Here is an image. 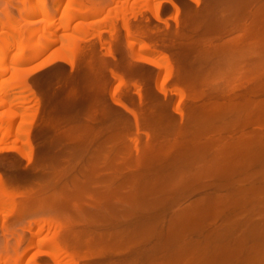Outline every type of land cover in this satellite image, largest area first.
<instances>
[{"label":"rangeland","instance_id":"rangeland-1","mask_svg":"<svg viewBox=\"0 0 264 264\" xmlns=\"http://www.w3.org/2000/svg\"><path fill=\"white\" fill-rule=\"evenodd\" d=\"M42 1L0 0V18L2 17L0 20H6L3 18L7 13L6 16H10L8 19L12 22V16L16 14L17 17L14 18L21 21L19 26H16L21 27L22 30L18 31H22L21 34H24L25 37L26 30L23 28H26L27 23L22 22L21 17L18 18L19 14L16 13V10H23L26 5L27 8L42 4ZM51 1L44 0V5L49 12L52 9L55 12L49 13L47 18L40 14L33 17L31 20L42 25L34 23L30 26L32 29L28 31L29 24H27V31L30 33L31 30H37L34 36H31L29 42L31 47H34L32 44H36L35 48L40 49V45L47 42L52 43H47L50 46L41 57L36 58L37 60H33L24 68L22 67L21 71L16 72L17 75L13 73L7 76V79L10 80L12 78L14 80L22 79L23 73L29 71L27 69L41 64L49 55H61L66 59V62L58 60V62L38 70L37 73L31 74V77L29 76V84L33 86L36 97L30 101L31 103L28 102L24 106L27 109L26 116L15 118L14 126H22L18 130L19 135L10 136L8 143L4 142L3 137L0 138V150H2L0 152V180L2 183L0 184H3V189L0 188V250L14 253L17 247L21 246L28 251L25 255L26 263H31L30 260L33 259L36 264H55L50 254L38 252L37 248L32 246L33 240L39 241L38 237H32V231L39 228L38 222L52 218L54 219L53 226L50 225L52 229L50 230V226L48 229L46 225V230H44L45 226L42 229L44 233L41 230V234H39L41 237L49 239L58 236L66 238L74 253V258L76 257L80 264H172L174 261L172 254L177 253L176 255H178V252H183L184 250L180 251V249L186 245H192V251L200 249L202 241L217 230L216 226L222 225L224 218L206 220L196 233L194 230L188 231L190 233H185L186 235L183 234L186 237H182L184 240L182 242L180 240V243L178 240L168 242L167 244L170 245L165 248L166 254L162 253L153 261L149 259V252L158 245L156 240L147 243L145 239V241L142 239L143 244L139 242L140 240L138 243L137 240H131L133 237L134 239L139 237V235H133L130 238L131 231L133 230L134 234L136 232L134 228L139 227L137 231L145 229L147 227L145 218L151 217L156 212L147 211L149 213L145 212L147 214L144 215L141 211L145 206L141 205L144 201L141 199L142 197L138 198L142 201H137L139 207L129 205L133 203L131 201H128L129 203L125 202L126 200L119 202L123 196L126 199L128 192L134 191V189L132 191L134 186L131 181L133 172L130 173L128 170L131 168L130 157L135 153L136 139L139 140L138 143L143 150L144 145L150 142L145 132H153L154 129L163 127L164 124L157 123L156 126L148 127L142 122L139 130L134 117L128 111L115 105L114 98L111 96L112 92H116L115 100L121 101L135 113L138 112L137 115L142 118V121L143 117L147 118L152 114L150 112L152 108L156 115L159 113L160 116L169 115L172 118L181 119L174 111L175 105L181 102V107L184 106L182 109L185 110L186 106L189 107L194 103L190 97H198L196 95L200 93L205 95V99L208 97L206 100L202 98L199 101L201 103L208 102L209 97H214L215 94L218 97H214L213 100L219 99L218 101L225 103L228 101L226 99L228 98L227 92L234 89V97L240 101L242 93L248 94L264 80V0H171L174 5L166 0ZM69 7L71 10L68 9ZM77 8L90 10L94 14L83 15V17L81 15H79L80 17L74 16ZM109 8L113 10V13ZM67 18H71L72 21H68ZM100 20L102 23L96 24ZM62 22L64 23L62 24ZM65 23L67 26L64 25ZM12 24L15 27V23L12 22ZM48 24L53 26L49 27ZM217 25L224 27L223 30ZM56 29L58 30L56 31ZM217 29L219 31H216ZM8 31L10 33L8 34L13 37L19 35L24 38L23 35H17L18 32L15 33L10 29ZM8 34L0 38L6 39L1 40L0 44L12 37ZM33 38L36 42H33ZM77 39L79 40L76 41ZM139 45L149 46L150 50L140 51ZM136 53L158 58V62L163 68L161 67L160 70L148 63L135 61ZM69 63L73 64V68ZM214 71L217 73L214 74ZM198 72L204 73L208 79L205 80L206 77L203 75L199 77L200 79L197 77L200 81L194 79L193 74L196 73L199 76ZM196 85H198L197 88L194 87ZM192 86L194 88H190ZM216 86L219 89H216ZM162 91L165 94H161ZM200 91H206V93ZM137 93L141 94V98ZM233 94L230 95V98ZM220 95L224 96L223 100ZM237 95H240L239 98ZM8 98L13 99V97ZM253 98L254 102L264 101V95L252 96ZM11 101L14 102V100ZM20 101L17 103H21ZM10 107H0V114H8L9 110L16 109ZM6 116L4 117L6 118ZM4 124H0V135L2 136L6 131L5 127L7 129ZM258 130V127L256 129L241 128L234 131L235 134L227 135L225 132L223 137L226 136L225 138L232 141L240 133L261 132ZM28 132L33 150L25 145V135ZM217 135L212 134L207 137L212 139L215 136L216 139H219L221 135ZM14 146L22 148L21 152L24 153L10 151ZM120 149L121 153L126 152L123 153L125 155H119ZM41 153L44 154L41 155ZM43 156L45 160L41 159ZM117 160H123L119 167L126 172L114 168L119 165ZM169 163L171 165V160ZM169 163L167 164L169 165ZM150 165H152L150 173H158L157 168L160 163L155 160ZM111 166L115 172L108 168ZM91 170L94 171L91 173ZM255 172H259L258 167H255ZM259 179L262 180V177L256 175L255 181H260ZM212 180L213 183L216 182L215 179H210L211 182H207L208 185L212 184ZM122 183L126 185L124 188L127 190L121 188L124 190H120L119 198L113 199L111 195L114 193L111 192L115 191L116 185L118 186L116 189H120ZM112 189L114 190L112 191ZM208 191L213 192L214 190L212 191L210 188L194 193L189 198L181 200V203L173 205V208H168L169 211L165 212L168 214L159 224L157 230L165 231L169 218L180 213L181 208L187 206L186 204L191 203L192 200L195 201L205 196L206 193H209ZM159 195H154V198L160 199ZM263 195L258 201L259 209L264 207ZM152 198L150 201L154 200ZM113 200L118 202L115 203ZM124 202L130 207H127ZM251 207L247 206L244 211L252 210ZM102 209H106V211L104 210L105 214L102 213ZM133 209L137 211L136 217H133ZM256 210L258 211V209ZM250 213L247 214L252 215ZM256 214L257 212L253 215ZM121 216H125L124 219ZM245 220L246 218L242 219V221ZM137 221L144 225L141 226ZM133 222L138 225L134 227L135 223ZM57 223L59 225L55 229ZM61 223L62 228L59 227ZM124 230L129 231L128 234ZM112 235L115 236L112 237ZM119 237L129 240V242L124 240L122 243V241L120 242L122 239ZM102 238L104 239L101 240ZM172 243L175 245L173 244V246ZM137 244L141 246L139 247ZM167 244L165 247L168 246ZM176 249L179 250L172 253V250L176 251ZM188 254L192 257L186 258L187 255L184 254L186 255L185 259L182 258L184 264L191 263L188 262L191 258L194 260L193 252ZM176 255L175 259L180 256ZM179 258L181 261V257ZM207 258L204 256L201 259ZM237 260L239 259H231L230 263L238 264ZM259 261L260 264H264V259Z\"/></svg>","mask_w":264,"mask_h":264},{"label":"bare ground","instance_id":"bare-ground-1","mask_svg":"<svg viewBox=\"0 0 264 264\" xmlns=\"http://www.w3.org/2000/svg\"><path fill=\"white\" fill-rule=\"evenodd\" d=\"M52 1H55V0H52ZM166 1L171 3L172 5H174L171 0H166ZM193 1H195V0H193ZM42 2H43L42 4L39 3L38 5H35L33 7L28 6L27 8H26L27 5L25 4L26 6H25V8L23 7L24 8L23 10H16L17 12L15 11L16 13L19 14L18 18L21 17V19L23 20L22 22H26L27 24H29V30L27 29V24L25 25L26 28H23V30H26V33L28 31H30V29H32V28H30V26H32L35 23V21L31 20L33 17L38 16L39 14L46 17L49 15V13L55 12V10L53 11V9L50 10V12H49V10H47L45 5H44L45 4L44 0ZM57 4H58V2H57ZM81 6H83V4H81ZM71 7L73 9V6H71ZM68 9L71 10L70 7ZM109 9L112 10L111 8H109ZM75 12H73V13H75L74 16L81 15V17H83V15L87 16V15H90L92 13L94 14V12H92L90 10H87V9L82 10L80 8H77L75 10ZM99 13H102V12H99ZM112 13H113V10H112ZM6 14L7 13H5L4 18H3L6 20H4V21L0 20V38H3L4 35H7L9 33V31L7 32V30H9V29L15 33L18 32L17 35L20 34V35H23V37H24V34H21L22 31L21 32L18 31V30H22V29H21V27H18L19 26L18 24L21 21H18V20H16V18H14V17H17V15L15 14V16H12L13 17L12 19L14 20V21L12 20V22L15 23V27H13L14 24H12L10 19H8V18H10V16L7 17L8 15L6 16ZM108 15H109V13H108ZM5 16H6V18H5ZM66 16L69 17V15H66ZM95 16H97V15H95ZM70 17H71V15H70ZM62 21H64V20H62ZM68 21H72L71 18L68 19ZM16 22H18V23L16 24ZM100 22L102 23V20L98 21L97 23L96 22H94V23L98 24ZM63 23L64 22H62V24ZM68 23L71 24V22H68ZM229 23L231 25V22H229ZM35 24H40V23L36 22ZM66 24L67 23H65L64 25H66ZM16 25H18V26H16ZM40 25H42V24H40ZM44 25H46V24H44ZM48 25H49V27L53 26L50 24H48ZM25 26H23V27H25ZM69 26H71V25H69ZM16 27H18V28H16ZM218 27H221V26H218ZM223 28L224 27H221L222 30H223ZM58 29H56V31ZM222 30H220V31H222ZM35 31L37 32V30H35ZM35 31L31 30L30 33L29 32L27 34L25 33L24 38H22V36L19 37V35L17 37H13V35H9L10 34L9 33L8 35L12 36V37L9 38L7 41H5L3 44H0V46L2 45V47H0V107H4V106L10 107V105L14 104L11 107L16 108L14 110L11 109V111L9 110V112H7L8 114L4 113L5 114L4 115L2 113L3 116H2V114H0V116H1L0 122L3 121L0 124L5 123L6 125L5 124L4 125L7 126V129L5 127L6 131L4 132V135L3 136L0 135V138L3 137L4 142H6V143H8V141L10 140V136L19 135L18 130L22 126L21 127L14 126L15 118L26 116L27 109L24 106L28 102L31 103L30 101H32L36 97L35 96L36 93L33 89V86H31V84H29V78L31 77L30 75L35 73V72L37 73L38 70H41L44 67L46 68V66H50V64H53L56 61L58 62V60L66 62V59L64 57H61V55L60 56L59 55H57V56L49 55L41 64H39V65L37 64L38 66L37 65L32 66L33 67L32 69H27L29 71H27L26 73L25 72L23 73L24 77L22 79H19V80H17V79L14 80L13 78H12V80L7 79V76H9L10 74L16 73L17 71H21L22 67L24 68V66H26L29 63H32V61L35 60L36 58L41 57L43 52H45L47 50V47L50 46V45H47V43H49V44L52 43V42H47L45 44L42 43L43 45L39 46L40 49L35 48L37 46L36 44H32V46H34V47H31L29 42H30L31 36L32 35L34 36ZM216 31H219V29H217ZM26 35H28V36H26ZM15 36H16V34H15ZM43 38H44V36H43ZM34 39L35 38H33V40ZM82 39H83V37H82ZM1 40L4 41L6 39H4V40L0 39V42H2ZM78 40L79 39H77L76 41H78ZM53 41H55V40H53ZM33 42H36V41L34 40ZM45 47H46V49H44ZM139 50L144 52L145 50H150V48H149V46H146V45H139ZM134 60L138 61L139 63H141V62H143V63L145 62V64L148 63L149 65L154 66L158 69L160 68V70L162 67V65L158 62V58H156V57L151 58L149 56L142 55V53H136L134 55ZM70 65L72 66L73 64H70ZM72 68H73V66H72ZM214 69H216V68L214 67ZM216 71H217V69H216ZM216 71H214V74L217 73ZM168 72H171V71H168ZM218 72H220V71H218ZM178 73L181 74V72H178ZM198 73H200V72H198ZM17 74L18 73H16V75ZM19 74L22 75L21 73H19ZM193 75L196 77V78L194 77V79H196V80L201 75L206 77L204 75V73L203 74L200 73L199 76L196 75V73H194ZM209 76H211V75H209ZM207 77L205 80L208 79ZM195 83H198V82H195ZM205 83H206V81H205ZM260 83L261 84H258L259 86L257 85L258 87L255 86V88H253L251 91H250V89H248L250 91L248 94L245 95L244 93H242L241 96L239 95L242 98V99L240 98L241 99L240 101H237L236 98L234 97V94H233L235 92L234 89L232 91H230L229 93L227 92L228 98H226L227 96L225 98L228 99V101H225V103H223L222 101H218L219 99H216L217 101L213 100L214 97H216V96L218 97V95H216V94L214 95V97H209V99H208L209 101L204 102V103H201L199 101L202 98L205 99V95H203L201 93L200 94L197 93L198 95H196V96H198V97H195V96L190 97L191 96L190 95L189 97H190V99L194 100V103L190 104L189 107L186 106L185 110L187 112V109H188L187 113L185 112L184 109H182L184 106L181 107V102L178 103V105H175V107H174V111H175L176 115L181 117V119L172 118L169 115H164V114H161L164 116H160L159 113L156 115L155 114L156 112H154V108H152L151 109L152 111H150V112H152V114L150 113L151 115L147 118L143 117L144 120L142 121L141 120L142 118H140L137 115L138 112L135 113V111H132V109L130 110V108L127 105H125L124 103H122L121 101L115 100V97H117V96H115L116 92L115 93L112 92L111 96H113V98H114L113 102L115 103V105L118 106L119 108H122V109L128 111L134 117L136 125L138 126L139 130L141 129L142 122H144L145 123L144 125H146L148 127L155 125L157 123L158 124H161V123L164 124L163 127L154 129L153 132H148V131L145 132L148 139L150 140V142L147 143L146 145H144L145 147L143 150H142V148H140V145L138 143L139 140L138 139L135 140V147H134L135 153L132 157H130L131 160L129 163H130L131 168L128 169L130 173L133 172L132 173L133 175L131 176L132 177L131 181H132L133 186H134L132 188V191H133V189H134V191L133 192L127 191L128 194L126 195V199L124 196L122 199H119L120 200L119 202L125 201V200H126L125 202H128V201L133 202V203L129 204L132 206H137L139 204V202L142 201L141 199H143L145 202L142 201L143 204L141 203V205H143V206L145 205L146 208L144 206V208L142 207V209L143 210L146 209V210H144V211L141 210V211L144 213V215L149 213L152 210H153L152 212H154V211L156 212L154 215H151V217H148L147 219L144 217L146 223L144 222V220H143V222L146 224L145 226H147L145 229L142 227L143 229H141V231L140 230L137 231V229L139 227L134 228V229H136V232L133 234L132 233L133 230H132L130 233L132 235L129 234L130 238L133 237V235H139V237H138L139 239L138 238L134 239V237L131 239L134 241L137 240L136 241L137 243H138V240H140L139 242L141 244H143L142 242L144 239L146 240V241L145 240L144 241L147 243L148 242L152 243V241H154V240L157 241L156 244L158 243V245L156 247L151 246L152 248L153 247L154 248L149 252V259H152V261H153V259L162 255V253L165 252V254H166L165 248H168L170 245V244H167L168 242H176L177 240H178V242L180 240L182 242L184 240L182 237H186L185 233L188 234L194 230H195L194 232L196 233V231H199V227H201L206 220H208V219L214 220V219H217L218 217H220V218L223 217L224 222L222 223V225L220 227L216 226V227H218L217 230L213 231L210 234V236H208L205 239L203 238L204 241H202L203 244L201 247H199L200 249H196V250L192 251L191 250V249H193V248H191L192 245H186L185 246L186 248L181 247L180 251L181 250L182 251L184 250V251L178 252V255H176L177 253H174V252H177L179 249H176V251L172 250V253H174V255L173 254L171 255L174 258V261L172 262V264H184L183 261H184L186 255H187L186 258L192 257L191 255L189 256V254H188L190 252H193L192 255H193V257L194 256L195 257H194V260H192V258H191V260L188 261L191 263H188V264H232V263H230L231 259H239V260H237L238 264H260L259 260L264 259V210H263L264 207H262V209H259L260 206L259 207L257 206L259 204L258 201H260V196H262L264 194V130H263L264 129V101L263 102H254L255 101L254 98L252 99V96L264 95V80L261 81ZM255 84H257V83H255ZM197 86L198 85H196L194 87L197 88ZM194 87L192 86L190 88H194ZM216 87H217L216 89H219L218 86H216ZM246 89H247V87H246ZM158 90H160V89H158ZM164 91H166V90H164ZM164 91H162L161 94H165ZM214 91H216V90H214ZM214 91H212V92H214ZM200 92H203V91H200ZM217 92H219V91H217ZM203 93H206V91ZM225 93H223V94L226 95ZM218 94H220V93H218ZM231 94H233L232 98H230ZM138 95L141 98V94L139 93ZM201 95H202V97H201ZM243 95H245V96H243ZM239 96L237 98H239ZM8 97H13V99L12 98L9 99ZM221 97H222L221 100H223L224 96H221ZM11 100H14V102H12ZM19 101L21 103H17ZM164 104H166V103H164ZM165 106H167V105H165ZM16 110H19V111H16ZM162 111L164 112V110H162ZM6 115H8V116H6ZM4 116H6V118ZM248 127H252L254 129H256V127H258V129L261 132H256V131L251 132V133L250 132L249 133L243 132V133H240L241 135L240 134H239V136L237 135L236 138L233 137L235 140H232V141H230L229 138H225L226 136L223 137V134L225 132H226L225 134H227V135L228 134H235L236 132H234V131L240 130L241 128H248ZM212 134H218V135L220 134L221 137L219 139H216L214 136V137H212V139H208L207 136L212 135ZM171 137H172V139H171ZM29 138H30V136H29V132H28L25 135V141H26L25 145H27L28 148L30 147L31 150H33V146L31 144V141ZM1 151L2 150H0V152ZM3 151H5V150L3 149ZM6 151H9V150H6ZM10 151H16L20 154L24 153V152H21L22 148H18L17 146L16 147L14 146ZM121 151L122 150L120 149L119 155L120 154L125 155L123 153H126V152L123 151V153H121ZM47 152H48V150H47ZM42 154H44V153H41V155ZM114 154H116V153H114ZM100 155H102L101 152H100ZM39 157H41V156H39ZM43 158H44V156L41 159L45 160ZM29 159H30V157H29ZM116 159H117V157H116ZM155 160H157L160 163V165L157 168L158 173L153 174V173H150L151 172L150 167H152V165H150V163L155 161ZM170 160H171V165L169 163ZM38 161L40 162V160H38ZM118 162H119V165H118ZM118 162H117L118 167L114 166V168H116L117 170L119 168L120 169L119 171L126 172L125 170L120 168L121 167L120 163H123V160L118 161ZM167 163H169V165ZM155 165H156V163H155ZM255 167L259 168L260 173L255 172ZM108 168H111L112 171L114 170V168H112V166L108 167ZM44 169H46V168H44ZM94 170H91V173ZM152 170H154V169H152ZM256 170H258V169H256ZM96 171H98V170L96 169ZM113 172H115V171H113ZM44 173H46V172H44ZM122 175H124V174H122ZM256 175L261 176L262 180L259 179L260 181H255ZM237 177H238V180H236ZM210 179H215L216 182L213 183V180H212V184L208 185L207 182H209ZM104 180H105V178H104ZM124 182L127 185V183H126L127 181L125 180ZM0 183H2V180H0ZM125 184H123V183L120 184L121 185L120 189H116V187L118 188V186H119L118 184H117L118 186L116 185L115 191L111 192V193H114V195L113 194L111 195L113 197V199H116L117 197L119 198L120 190L121 191H123L124 189L127 190L126 188H124V187H126ZM248 184H249V186H247ZM2 186H3V184H0V188H2ZM108 188H110V187H108ZM121 188H124V189H121ZM127 188H130V187H127ZM210 188H212V191L213 190L214 191L213 192L208 191L209 193H206L205 196H202V197L196 199L195 201L192 200L191 203L189 202L188 204H186L187 206H184L183 208H181L180 213L178 212V214L174 215L172 218H169L167 221L168 222V224H167L168 226L166 227L167 230H166V228H165V231H163V232L159 231L160 229L157 230L159 224L161 222H163L164 219L166 218L165 216H166V214H168V212L166 214H165V212H166V210H168V208L169 209L173 208V205L175 206L176 204L181 203L182 202L181 200L189 198L194 193L201 192L204 190H208ZM87 189H89V188H87ZM113 190L114 189H112V191ZM116 192H118V193H116ZM217 192H220V193H217ZM154 195H159L160 199H155ZM8 197H10V196H8ZM8 197H6V198L8 199ZM139 197H142V198L139 200L138 199ZM151 197H153L152 199H154V200L150 201ZM263 197H264V195H263ZM156 198H158V197H156ZM107 201H111V200H107ZM113 201L115 202V200H113ZM134 201H136V202L139 201V202L135 203ZM117 202H115V203H117ZM125 202H124V204H125ZM263 204H261V205H263ZM117 205H119V204H117ZM125 205H127V207H130V206H128V204H125ZM247 206H252L251 207L252 210L244 211ZM255 206H257L256 209H258V211L256 209H254ZM137 207H139V206H137ZM114 209H117V207L116 208L114 207ZM119 209L121 210L120 207H119ZM126 209H128V208H126ZM104 210L106 211V209H104ZM104 210L102 213L105 214ZM138 210H140V209H138ZM147 211H149V212H147ZM250 211H252V213H250ZM119 212H121V211H119ZM133 212L134 213H132V212H129V213H132L133 217H136L137 211H135L133 209ZM145 212H147V213H145ZM256 212H257V214L253 215ZM113 213H114V211H113ZM247 213H250L252 215H249ZM106 214H107V212H106ZM108 214H109V212H108ZM120 214H123V213H120ZM115 215H118V214L115 213ZM149 216H150V214H149ZM124 217H122V219H124ZM116 218H117V216H116ZM244 218H246V220L242 221V219H244ZM118 220H119V218H118ZM140 221H142V220L140 219ZM139 222H138V224H141V226L144 225L142 222H140V223ZM38 223H39L38 230L32 231V237L33 238H35V237L39 238L38 242H36L35 240L32 241V246L36 247L38 252L50 254L53 257L52 260L55 264H80L79 261L76 260V257L74 258V253L70 249L69 244H68V240L66 238H64L62 236H58L54 239H49L48 237L47 238L41 237L40 231L44 228V226H45L44 230H46V225L48 226V229H49L50 225L53 226L52 224L54 223V219H52V218L51 219H44V220H40V222H38ZM58 223L55 224V229L58 227V225H59ZM133 223H135V222H133ZM138 224L135 223L134 224L135 226L134 225L133 226L136 227V225H138ZM59 227L62 228V223H61V226H59ZM51 229H52V227L50 228V230ZM44 230H42L43 233H44ZM50 230H48V231H50ZM188 231H190V232H188ZM124 232H126V234H128L129 231L124 230ZM183 234H185V235H183ZM140 235L144 236V237H141ZM113 236H115V235H112V237ZM119 238L122 240H120ZM119 238L118 239L120 240V242L122 241V243H123V241L125 239L122 237H119ZM103 239L104 238H102L101 240H103ZM114 239L117 240V238H114ZM125 241L129 242V240H125ZM198 241H200V240H198ZM127 242H126V244H127ZM130 243H128V244L130 245ZM166 244L168 245L167 247H165ZM173 244L174 243H172V245ZM137 245L139 247L141 246L140 244H137ZM27 252L28 251L23 249L21 246H18L14 253H10L8 251L0 250V264H36L33 259L30 260L31 263H26L25 255H27L26 254ZM169 252H171V251H169ZM181 253H183V254H181ZM184 254H186V255H184ZM175 255L176 256L180 255L179 257H181V259L184 256L185 257H184V259L179 261L180 258L176 257V259H175V257H174ZM75 256H77V255L75 254ZM145 256H146V254H145ZM204 256H207L208 258L207 259H201ZM195 258H197V259H195ZM147 260H148V258H147Z\"/></svg>","mask_w":264,"mask_h":264}]
</instances>
